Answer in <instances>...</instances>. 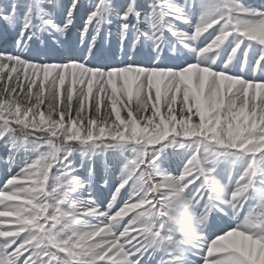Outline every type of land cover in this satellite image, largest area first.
<instances>
[{"label":"snow or ice","instance_id":"6c2138e0","mask_svg":"<svg viewBox=\"0 0 264 264\" xmlns=\"http://www.w3.org/2000/svg\"><path fill=\"white\" fill-rule=\"evenodd\" d=\"M0 34V264H264V0H0Z\"/></svg>","mask_w":264,"mask_h":264},{"label":"rangeland","instance_id":"374dc122","mask_svg":"<svg viewBox=\"0 0 264 264\" xmlns=\"http://www.w3.org/2000/svg\"><path fill=\"white\" fill-rule=\"evenodd\" d=\"M4 46H5L4 43H0V48H3ZM117 59H119V55L118 54H117ZM2 180H3V173L0 172V181H2Z\"/></svg>","mask_w":264,"mask_h":264}]
</instances>
